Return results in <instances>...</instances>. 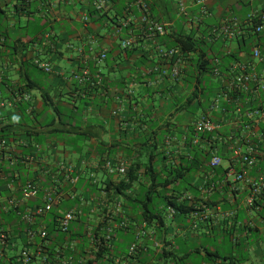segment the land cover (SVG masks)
<instances>
[{
  "label": "crops",
  "instance_id": "0c3cea01",
  "mask_svg": "<svg viewBox=\"0 0 264 264\" xmlns=\"http://www.w3.org/2000/svg\"><path fill=\"white\" fill-rule=\"evenodd\" d=\"M4 1L0 11V33L9 43L0 47V141H7L0 155V227L8 236L3 264H22L20 256L29 242V227L45 228L48 232L52 228L54 214L37 213L42 209V199H23L21 190L28 182L39 183L42 191L59 183L62 187H56L64 192L66 200L67 194L75 189L69 177L94 174L100 161L107 159L124 163L126 167L137 160H148L155 145L154 134L163 135L169 131L171 136L165 145L153 153L155 159L168 160V164L174 166L183 157L190 161L194 158L204 160V156L187 145L191 128L196 129L204 114L221 121L222 127L212 136V141H204L202 145L215 146L214 151L221 156L228 172L218 184L220 191L217 193L214 186H207L213 177L212 170L210 175L203 170L194 175L192 184L193 189H197V197L190 186L186 188L185 197L197 200L205 216L169 218L168 231L163 237L166 249L188 258L187 264H198L197 260L204 257L197 252L198 248L231 255L228 261L202 264H264V195L257 199L254 207L248 204L250 184L248 180H236L241 165L232 154L236 142L246 149L248 140L251 141L257 157L251 177L264 175V118L248 116L255 109L264 111V94L255 103L242 95L238 102L240 113L210 112L206 100L201 94L195 97V89L187 81L193 68L192 55L183 57L184 73L179 80L151 74L155 67H163L158 47H170L171 35L182 31L197 33V36L206 33V40H216L210 36L212 28L233 17L244 20L252 11L261 10L264 0H211L205 16L197 0H185V13L179 9L184 0H149L153 3L152 15L167 26L166 36L155 41L143 34L137 19L133 20L135 0H107L109 15L114 17L122 11L123 17L118 15L114 21L106 17L97 22L89 18L88 23L83 19L90 16L94 0H48L54 6L37 2L32 14L27 15L14 13L12 2ZM127 21L128 27L119 31ZM31 31L37 32L34 41ZM130 36L136 41L124 51L121 41ZM12 43L16 44V51L10 47ZM260 43L264 47V41ZM246 44L227 41L220 47L215 45L210 57L217 58L218 51L232 56L223 65L222 69L226 66L222 71L225 74L239 56L249 58L259 43L249 40ZM102 51H106L107 59L97 66L92 57ZM35 58L50 62L54 72H41L33 64ZM23 61L27 65L21 69ZM86 64L94 74L101 73V83L83 91V85L77 84L73 77ZM26 80H31L33 88L22 95L19 90ZM205 86L212 89L209 96L222 93V84L213 77H209ZM190 97L193 98L191 103ZM45 98H49L48 105ZM163 166L161 162L158 167ZM96 198L98 202L101 196ZM69 207L66 205L58 210L63 212ZM125 213L127 226L137 224L130 209ZM28 214L34 216L31 226L25 220ZM140 228L129 231L130 237L135 238ZM146 231L152 235L144 240L146 244L150 248L159 247L161 251L163 244L157 233L148 227ZM52 237L50 245L55 248L60 241L55 234ZM118 238L117 234L115 243L119 242ZM144 257L140 259L147 264L155 263V259ZM33 264H41V260L37 258Z\"/></svg>",
  "mask_w": 264,
  "mask_h": 264
},
{
  "label": "built area",
  "instance_id": "2783aa9c",
  "mask_svg": "<svg viewBox=\"0 0 264 264\" xmlns=\"http://www.w3.org/2000/svg\"><path fill=\"white\" fill-rule=\"evenodd\" d=\"M3 1L0 0V11L3 6ZM13 4L14 13L32 14V9L37 2L43 6H54L48 0H9ZM211 0H197V5L200 6L202 15H208V2ZM5 2V1H4ZM93 9L96 11H103L107 8V0H94ZM133 8L139 11V16L132 14L133 20H138L143 34L150 40L155 41L167 34L166 24L160 23L152 18L149 8V0H135ZM179 9L182 13L186 12L187 5L185 0L180 2ZM84 22H89V17H84ZM129 21L125 22L119 27V31L128 27ZM264 33V2L261 10H254L248 16L241 20L233 17L226 20L220 26L214 27L210 30V36L216 40H221L223 43L227 41L239 42L249 38L252 34ZM46 36V35H45ZM49 37V35H48ZM136 38L130 36L121 41V49H129L135 43ZM6 38L0 33V47L4 46ZM160 56L171 63L166 68H155L153 71L159 73L162 77H171L173 79L180 78L182 72V58L179 52L174 48H160L158 47ZM107 58L106 51L99 54H94L92 60L97 66H100ZM87 63V62H86ZM34 64L44 70L48 74L54 72L53 66L50 62L34 59ZM213 78L217 79L223 86L222 93L217 94V98L212 104L211 111H221V101L227 100L229 93H237L238 95H247L251 101H255L264 94V48L256 46L252 49L249 58L239 56L234 60L225 74L222 73L223 62L221 58L217 57L212 60ZM227 76L225 77V75ZM101 73H93L89 65H85L79 72L74 73V80L79 85L96 86L101 83ZM97 79V80H96ZM29 100L30 96H26ZM4 106V104H2ZM238 113L240 109L238 107ZM259 116L264 118V111L255 109L249 117ZM222 122L212 119L209 114L203 115L196 124V132L198 134H212L220 131ZM251 141L248 140L246 149L243 144L236 142L233 146L232 154L234 160L241 165V171L237 174L236 180H248L251 188L248 204L253 206L255 201L264 193V175L257 178L251 177V172L257 165L256 148ZM198 143V139L195 140ZM246 143V142H244ZM7 147V141H0V155ZM222 165V158L214 154L210 167L212 169L218 168ZM107 170L116 175H125L127 167L124 163L106 162ZM72 183H77V178H72ZM213 187V186H212ZM23 199L29 201L31 199L41 198L43 206L38 214H54L55 222L58 230L66 236L62 243L55 248H51L50 240L53 238L52 234L47 229L43 228L36 230L29 227L27 236L29 242L22 250L20 261L22 264L34 263L37 258L41 260V264H88L90 261L100 259L101 264H138V261L143 253H146L148 248L144 244V240L150 235L146 231V225L138 229L135 233V241L130 243L124 252H117L113 245L116 241L115 232L119 229L126 228L127 221L123 204L116 200L110 206L106 204V198L98 199L78 196L74 194L72 197L78 199V203L73 207L60 212L59 206L64 199L63 191L58 187L42 188L37 182H28L21 190ZM1 196V192H0ZM58 210L56 213H54ZM89 216V217H88ZM87 217V224L83 234L87 236V246L81 248V239L70 240L71 230H76L82 223V219ZM92 217V218H91ZM25 220L30 226L33 224L34 216L28 214ZM54 220V219H53ZM52 220V221H53ZM104 225V226H102ZM77 226V227H76ZM8 236L6 232L0 227V264L5 260V253L7 248ZM103 248L105 252H103ZM102 253V254H101ZM101 255V256H100ZM99 258V259H98Z\"/></svg>",
  "mask_w": 264,
  "mask_h": 264
},
{
  "label": "trees",
  "instance_id": "16d2710c",
  "mask_svg": "<svg viewBox=\"0 0 264 264\" xmlns=\"http://www.w3.org/2000/svg\"><path fill=\"white\" fill-rule=\"evenodd\" d=\"M153 1L155 2V0H152V2ZM149 8L152 18L156 19L152 15L153 3L149 2ZM132 12L134 15L139 16V11L136 8H134ZM122 13H123L122 11H119L117 15L111 17L109 15V11L107 10V8L99 12L93 9L90 10L89 18L91 21H94L96 19L95 22L100 21L106 17L109 18V20L114 21L117 18H119V16L123 17ZM21 15H27V14H21ZM126 31H128V28L126 29ZM36 33L37 32L35 33L32 31L30 32V36L33 41L36 39L33 38V36ZM2 35L6 38L5 44H7L9 40L4 34ZM205 35L206 33H201V36H197V33L194 34L192 32L188 33L184 31L179 32L176 35H171V37H173V40L172 43L169 44L170 47H168V49L170 48L176 49L179 52V55L182 59L185 56L192 55L193 68L191 70V74L189 78H187V81L189 82V84L193 85L195 89L194 92L195 97H199L201 94L203 98L206 100L207 109H210L215 99L217 98V94H215L214 96H209L212 89L211 88L208 89V86H205L206 83H208L209 81V77H213L212 76L213 65H212V59L210 57V51L211 49L216 48L215 45H218V47L222 46L223 42L221 40H217V41L206 40L207 37ZM164 37H161L159 39L162 40ZM249 40L254 42L257 41L259 43L258 46L264 48L260 45L261 44L260 42L264 41V33L252 34L249 36V38H246L243 41H239V44L245 43L246 46L247 45L246 43ZM10 47H12L15 51L17 50V46L14 43L10 44ZM22 47L25 48L26 44H22ZM24 48L23 50H21L22 54L24 53L25 50ZM13 54H15V52ZM158 55L161 61L160 63L163 66L171 65V63L167 62L165 58L160 56V54ZM216 55L219 58H221V60L223 61V65H225L226 60L232 59L231 55H226L225 53L223 54L221 51H218ZM233 56H235L234 53ZM24 57L25 56L23 54V59ZM26 65L27 63L23 61L21 63V69H23ZM38 69L41 70V72H44V70L40 68ZM90 69L92 71L91 66ZM154 69L151 70V74H157L156 72L153 71ZM225 69L226 66L224 67V69H222V71ZM183 73L184 72L182 70L180 78L182 77ZM180 78H176L174 80H179ZM28 80L23 82V85L19 90L20 91L19 93H22V95L23 92L33 88L30 82L31 80L30 81ZM81 87H83L82 88L83 91L84 90L87 91L93 88L94 86L84 85ZM241 96L238 95L237 93H229L228 99L223 100L220 104L221 112L223 113L237 112L239 107L238 102L241 100ZM188 100L191 103L193 101V98L190 97ZM47 101H49V98H45L46 105L49 104L47 103ZM169 132H166L163 135H158L157 133H155L154 137H152V139H154L155 145L152 148L151 156H149V159L144 161L137 160L132 162L130 166L127 167V171L125 175H116L110 173L106 168V162L107 161H112L113 163H117V162L107 159L105 161H100L99 168L96 169L94 174L86 173L83 176H78L77 183H72L71 181L72 179L68 178L71 185L75 186V189L71 190V192L67 194L69 195L68 199L65 200L64 198L59 207L61 209L62 208L64 209V206L66 205L73 207L75 204H77L79 201L77 198L74 199L72 197L74 194H77L78 196H85L91 198L101 196V198L104 197L105 199V197H107L105 203L109 204L110 206H112L114 201L119 200L123 204L124 211L130 209L132 215L137 219V224L126 226V228L119 229L115 232L116 233L115 236H117V234L119 236L118 238L119 242L118 243L114 242L113 244L117 252L126 251L128 245L135 241V238L130 237L131 235L128 234L129 231H132V229L135 227H143V225L145 224L146 227L152 229L153 231H155V233H157L159 238L158 240L163 244V247L161 251H158L157 248L159 247L150 248L144 241V244L146 245L148 250L146 253L140 254L142 255L141 257L145 256L155 259L154 264H161V262H163V264H187L186 261L188 258L181 257L176 252L166 249L167 243L166 241L163 240V237L166 235L168 231V226H167L168 220L169 218H173V217H194L196 214L199 215L200 217L205 216L204 214H202L203 209L202 207L199 206L197 200L195 199L189 200V198L185 197L186 188L188 189L189 186L190 188L192 187L191 188L192 193L193 195H195V197H197L196 196L197 189L196 188L193 189V184H192L194 175L201 170H203V173L210 175L208 173L211 172L212 170L213 177L212 178L210 177L211 179L209 182H207V186L208 187L214 186L215 189L213 190H215V192L217 193L218 191H220L218 184L223 182V176L228 172V168H225L223 165H221L218 168L212 169L210 167V161L213 155L217 154V152L214 151L215 146L212 145L211 147L206 148V146L203 147L202 145L204 141L205 142L212 141V136H214L216 133L198 134L196 132V129L194 130L192 128L190 131V138L187 140L188 148L191 149L193 152H196L198 155L204 156V160L194 158L192 161H190L185 159V157H183L180 159L178 164L176 163L177 165L175 164L176 166H174L172 164H168V160H166L167 161L166 163L165 160L159 161L158 159H155L153 153L158 152L159 148L165 145L167 138H170L171 136L169 135L170 134ZM196 139H198L200 143L196 144L195 143ZM161 162L164 163V166L161 167V169H159L158 166L159 163ZM207 164H209V166ZM72 178H77V177H72ZM62 181L63 179L61 180V182ZM56 186L60 188L62 187V185L59 183H57ZM263 195L264 193L260 197H262ZM257 202L258 201L256 200L252 207H254ZM52 220L53 221H52V228L50 230V234L52 235L55 234V236L58 238L60 243H62V241L66 238V236L63 235L58 230V227L55 222V218L52 217ZM85 224H87V218L84 217L82 219V223L80 225H77L78 227L76 226L77 227L76 230H71V234H70V240L81 239V243H82V245L80 246L81 248L87 246L88 244L87 236L83 234L86 226ZM153 244H155V242H153ZM103 252H105L104 248H103ZM197 252L204 255V257L200 259V262L198 264L208 263L209 261L216 262L217 260L228 261L230 260L229 258L231 257V255L223 256L218 250L217 252H210L208 250L202 251L200 248H198ZM88 264H101V263L99 259L96 261H90ZM138 264H147V262L139 259Z\"/></svg>",
  "mask_w": 264,
  "mask_h": 264
},
{
  "label": "rangeland",
  "instance_id": "374dc122",
  "mask_svg": "<svg viewBox=\"0 0 264 264\" xmlns=\"http://www.w3.org/2000/svg\"><path fill=\"white\" fill-rule=\"evenodd\" d=\"M22 20H24V18H21ZM203 243H206V240L204 239L203 240ZM200 262V260H197V262L196 263H199Z\"/></svg>",
  "mask_w": 264,
  "mask_h": 264
}]
</instances>
